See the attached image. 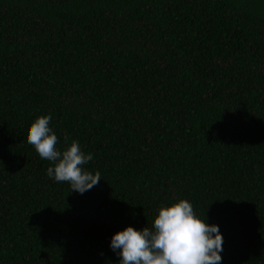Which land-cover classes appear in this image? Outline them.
<instances>
[{
    "label": "trees",
    "instance_id": "trees-1",
    "mask_svg": "<svg viewBox=\"0 0 264 264\" xmlns=\"http://www.w3.org/2000/svg\"><path fill=\"white\" fill-rule=\"evenodd\" d=\"M48 115L82 195L27 143ZM181 200L264 264V0H0V264H119Z\"/></svg>",
    "mask_w": 264,
    "mask_h": 264
},
{
    "label": "clouds",
    "instance_id": "clouds-1",
    "mask_svg": "<svg viewBox=\"0 0 264 264\" xmlns=\"http://www.w3.org/2000/svg\"><path fill=\"white\" fill-rule=\"evenodd\" d=\"M50 121L51 115H48L32 123L27 143L34 146L41 159L54 165L47 169L49 178L69 182L71 191L82 195L101 180L99 172L93 175L81 167L91 161L93 155L82 152L77 141L67 150L58 151V138L49 128ZM222 245L218 226H209L197 218L192 205L181 200L162 207L152 228L138 231L129 226L116 233L110 248L120 257L119 264H221Z\"/></svg>",
    "mask_w": 264,
    "mask_h": 264
}]
</instances>
